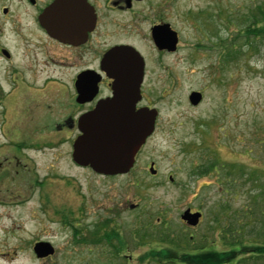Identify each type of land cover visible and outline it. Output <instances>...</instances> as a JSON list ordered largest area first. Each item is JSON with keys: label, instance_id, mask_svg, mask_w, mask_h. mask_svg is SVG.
<instances>
[{"label": "rangeland", "instance_id": "1", "mask_svg": "<svg viewBox=\"0 0 264 264\" xmlns=\"http://www.w3.org/2000/svg\"><path fill=\"white\" fill-rule=\"evenodd\" d=\"M220 5L224 20L213 18L201 31L190 28L195 67L180 56L179 87L170 89L159 71L150 76L149 97L160 114L129 173L103 177L79 168L71 159L72 131L53 133L49 146L38 140L36 151L21 155L18 174L12 176L13 168L2 161L7 176L0 182V254L7 258L0 264H171L150 254L154 234L164 226L192 254L223 251L241 237L246 242L264 234L255 223L262 220L261 200H251L256 189L247 178L248 170L259 177L264 171V36L245 39L250 17L264 14V0ZM212 44H222V62L219 49L209 50ZM210 62L218 68L217 80L206 71ZM51 74L53 87L69 83L65 72ZM190 90L204 93L195 109L185 103ZM57 99L62 97L52 98L56 112ZM208 161H216V169L198 175ZM240 166L247 169L240 172ZM11 199L23 200L24 207L10 214L5 201ZM186 209L202 214L198 226L180 221ZM147 233L154 234L142 239ZM38 241L50 243L54 254L37 259ZM239 250L227 264H264V256Z\"/></svg>", "mask_w": 264, "mask_h": 264}, {"label": "flooded vegetation", "instance_id": "2", "mask_svg": "<svg viewBox=\"0 0 264 264\" xmlns=\"http://www.w3.org/2000/svg\"><path fill=\"white\" fill-rule=\"evenodd\" d=\"M218 17L226 18L220 0H0V182L7 176L2 161L18 174L21 155L36 151L38 140L49 146L53 133L71 131L76 138L79 119L114 98L104 60L117 48L135 50L143 62L135 110L157 111L155 131L160 112L149 97L150 76L165 74L174 90L180 56L195 67L190 28L201 31ZM215 49L223 55L222 44L209 50ZM54 69L69 74V83L53 87ZM206 71L217 80L216 65L210 62ZM192 92L201 94L196 106L189 102ZM53 97H62L57 112ZM203 99L202 90H190L185 103L195 109Z\"/></svg>", "mask_w": 264, "mask_h": 264}, {"label": "water", "instance_id": "3", "mask_svg": "<svg viewBox=\"0 0 264 264\" xmlns=\"http://www.w3.org/2000/svg\"><path fill=\"white\" fill-rule=\"evenodd\" d=\"M106 74L114 79V98L101 102L77 123L80 135L72 144L71 159L79 167L89 168L101 176L127 174L135 156L153 133L157 112L154 109L135 110L140 99L143 62L131 48H117L104 60ZM201 94L192 92L189 102L196 106ZM150 175L156 171L151 165ZM171 181V178L169 177ZM201 213L186 209L180 220L189 227L199 224ZM33 252L38 259L54 254L49 243L37 242Z\"/></svg>", "mask_w": 264, "mask_h": 264}, {"label": "trees", "instance_id": "4", "mask_svg": "<svg viewBox=\"0 0 264 264\" xmlns=\"http://www.w3.org/2000/svg\"><path fill=\"white\" fill-rule=\"evenodd\" d=\"M250 22L252 23V27L248 25L246 30L245 39L248 41L249 39H257L259 37L264 36V14L262 11L258 13L255 17H250ZM216 161H208L206 164L197 168L196 172L200 176H205L207 173L214 171L216 168ZM246 167L240 166V172H243ZM199 170V171H198ZM253 170V171H252ZM247 171V178L253 183L256 191L254 195L250 198L254 201L256 199H260L261 202L259 203L257 210L259 211L261 221L255 222L260 224L261 232L264 231V171L260 173L262 176H258L256 174V169H252ZM250 209H247L246 212L249 213ZM254 224V223H253ZM235 230L230 229V235H233ZM236 233L239 234L240 232L236 230ZM154 234V233H153ZM153 234L149 235V233L143 235L144 237H152ZM152 240L156 243H153L154 247L150 250V254L152 257L158 256L160 259H169L168 263L173 264L174 262L184 263V264H227L234 258H236V254L239 249H248L253 256H264V234L258 237L246 239L244 242L242 237L240 238L239 242H231L227 245V251H214V250H205L203 251L200 249L192 254L189 250V246L186 241H182L181 236L175 235L174 233H170L167 228L164 226L162 227L156 234ZM113 237H116L114 234ZM184 239V238H183ZM151 240V241H152ZM251 241L252 243H250ZM152 243V242H151ZM183 244H185V249L183 248ZM237 246V247H235ZM117 250V249H115ZM182 253V254H181ZM157 254V255H156ZM179 259V261H177ZM165 260V261H166Z\"/></svg>", "mask_w": 264, "mask_h": 264}, {"label": "bare ground", "instance_id": "5", "mask_svg": "<svg viewBox=\"0 0 264 264\" xmlns=\"http://www.w3.org/2000/svg\"><path fill=\"white\" fill-rule=\"evenodd\" d=\"M9 207V213L17 212L20 210V208H23L24 205H22L23 200H15L11 199L10 201L6 202ZM25 208H27V205H25ZM24 231V230H23ZM5 258H7V254H0V261H5Z\"/></svg>", "mask_w": 264, "mask_h": 264}]
</instances>
